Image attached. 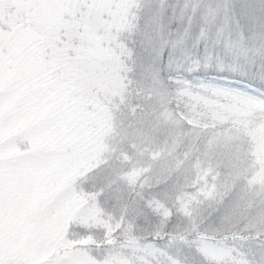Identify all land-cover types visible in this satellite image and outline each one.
<instances>
[{"label": "snow or ice", "instance_id": "snow-or-ice-1", "mask_svg": "<svg viewBox=\"0 0 264 264\" xmlns=\"http://www.w3.org/2000/svg\"><path fill=\"white\" fill-rule=\"evenodd\" d=\"M0 264H264V0H0Z\"/></svg>", "mask_w": 264, "mask_h": 264}]
</instances>
